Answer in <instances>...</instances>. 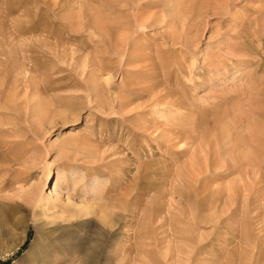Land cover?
Listing matches in <instances>:
<instances>
[{
    "label": "rangeland",
    "instance_id": "1",
    "mask_svg": "<svg viewBox=\"0 0 264 264\" xmlns=\"http://www.w3.org/2000/svg\"><path fill=\"white\" fill-rule=\"evenodd\" d=\"M36 233L34 264H264V0H0V264Z\"/></svg>",
    "mask_w": 264,
    "mask_h": 264
},
{
    "label": "bare ground",
    "instance_id": "2",
    "mask_svg": "<svg viewBox=\"0 0 264 264\" xmlns=\"http://www.w3.org/2000/svg\"><path fill=\"white\" fill-rule=\"evenodd\" d=\"M113 53V52H112ZM71 136H72V134H71ZM45 178V177H44ZM40 182H41V186L43 185V183L45 182V179H43V178H41L40 179ZM60 185V182H59V179L58 178H56V180H55V182H54V184H53V188H52V191H54L58 186ZM36 191H38L37 192V194H36V192H35V190L32 192V191H29V192H23V194H28L29 195V198H30V200L32 199V200H35L36 201V199L38 198L39 200H37V201H41V200H43V199H45V197H43L42 196V194L40 193L41 192V188L39 187L38 188V190H37V187H36ZM51 194H52V192H50L49 194H48V196L46 197V199L48 198H50L51 197ZM43 203V202H42ZM87 208V207H86ZM79 209V208H78ZM40 233V232H39ZM39 233H36V237H35V239L33 240V242H32V244H31V246L27 249V251H26V253L24 254V256L19 260V261H14L13 262V264H34L32 261V259L34 258V257H37L38 255L34 252V249H35V244H36V241H37V239H38V237H39ZM15 248H17L16 246H14ZM13 247V248H14ZM11 250H12V248L10 249V252H11ZM31 257H32V259H31ZM29 259V260H28ZM75 264V263H74Z\"/></svg>",
    "mask_w": 264,
    "mask_h": 264
},
{
    "label": "clouds",
    "instance_id": "3",
    "mask_svg": "<svg viewBox=\"0 0 264 264\" xmlns=\"http://www.w3.org/2000/svg\"><path fill=\"white\" fill-rule=\"evenodd\" d=\"M93 244H95V241L92 242ZM83 264H87V258H83Z\"/></svg>",
    "mask_w": 264,
    "mask_h": 264
}]
</instances>
